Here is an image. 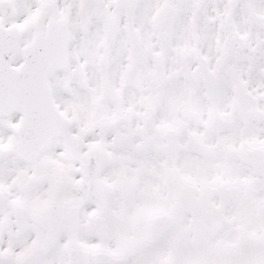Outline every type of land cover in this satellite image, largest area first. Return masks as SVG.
Listing matches in <instances>:
<instances>
[{
  "label": "snow or ice",
  "instance_id": "obj_1",
  "mask_svg": "<svg viewBox=\"0 0 264 264\" xmlns=\"http://www.w3.org/2000/svg\"><path fill=\"white\" fill-rule=\"evenodd\" d=\"M0 264H264V0H0Z\"/></svg>",
  "mask_w": 264,
  "mask_h": 264
}]
</instances>
